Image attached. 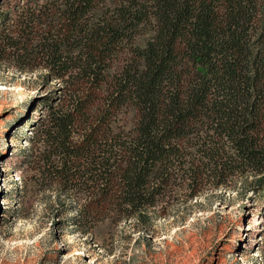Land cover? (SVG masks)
I'll return each instance as SVG.
<instances>
[{
  "label": "trees",
  "instance_id": "obj_1",
  "mask_svg": "<svg viewBox=\"0 0 264 264\" xmlns=\"http://www.w3.org/2000/svg\"><path fill=\"white\" fill-rule=\"evenodd\" d=\"M25 4L0 55L47 82L77 76L89 87L53 113L42 167L73 203L84 196L75 224L145 223L184 191L264 192V0ZM125 109L129 131L117 125Z\"/></svg>",
  "mask_w": 264,
  "mask_h": 264
},
{
  "label": "rangeland",
  "instance_id": "obj_2",
  "mask_svg": "<svg viewBox=\"0 0 264 264\" xmlns=\"http://www.w3.org/2000/svg\"><path fill=\"white\" fill-rule=\"evenodd\" d=\"M27 1L0 0V41ZM4 57L0 264H264V192L244 194L241 184L237 190L208 187L196 200L187 191L175 194L151 210L156 214L149 210L145 223L111 216L75 224L84 196L73 203L42 167L54 149L48 142L53 113L72 109L89 87L77 76L47 82L44 71L21 72ZM132 118L125 109L117 125L129 131Z\"/></svg>",
  "mask_w": 264,
  "mask_h": 264
}]
</instances>
